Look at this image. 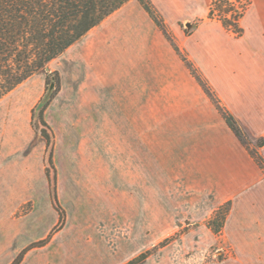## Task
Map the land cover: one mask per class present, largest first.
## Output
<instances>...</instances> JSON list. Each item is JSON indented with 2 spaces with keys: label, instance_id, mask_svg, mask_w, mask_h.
<instances>
[{
  "label": "rangeland",
  "instance_id": "obj_1",
  "mask_svg": "<svg viewBox=\"0 0 264 264\" xmlns=\"http://www.w3.org/2000/svg\"><path fill=\"white\" fill-rule=\"evenodd\" d=\"M117 11L108 52L87 33L0 99V264H264V168L259 198L186 177L191 143L227 162L235 136L174 36L135 0Z\"/></svg>",
  "mask_w": 264,
  "mask_h": 264
},
{
  "label": "crops",
  "instance_id": "obj_2",
  "mask_svg": "<svg viewBox=\"0 0 264 264\" xmlns=\"http://www.w3.org/2000/svg\"><path fill=\"white\" fill-rule=\"evenodd\" d=\"M149 1L166 30L174 36L180 52L193 63L220 104L250 138L263 137L264 0H251L250 7L240 20L243 31L240 36L225 30L216 20H205L192 30L185 31L189 29L188 22L207 15L208 3L211 0ZM113 15L87 34L95 33L88 42L97 41L96 46L102 45L100 50L104 51L103 54L108 52V34L111 30L108 26L101 25L113 18ZM151 28L159 42V61H177L175 52L160 36L159 30ZM109 53L114 57L112 59H118L116 50H109ZM165 55L167 59L164 58ZM220 120L221 125H225L221 117ZM233 142L236 158L228 159L227 162L222 159V151L216 148V140L207 139L191 143L186 177L200 179L198 184L210 191L234 194L243 192L245 195L251 193L259 198L257 195L262 196V190L260 187L257 189V183L260 182L261 170L235 137ZM258 153L264 160V146L258 149ZM231 200L232 196H228L222 202Z\"/></svg>",
  "mask_w": 264,
  "mask_h": 264
},
{
  "label": "trees",
  "instance_id": "obj_3",
  "mask_svg": "<svg viewBox=\"0 0 264 264\" xmlns=\"http://www.w3.org/2000/svg\"><path fill=\"white\" fill-rule=\"evenodd\" d=\"M130 1L0 0V99ZM135 1L161 30L166 31L149 0ZM234 1L211 0L206 18L220 22L225 30L240 36L243 32L240 20L244 12L236 7ZM193 76L214 102L227 128L258 168H264V160L256 150L249 148L247 134L235 118L220 104L207 82L199 74ZM255 146L257 149L264 146V136L256 140ZM222 227L223 222L217 225L216 230Z\"/></svg>",
  "mask_w": 264,
  "mask_h": 264
},
{
  "label": "built area",
  "instance_id": "obj_4",
  "mask_svg": "<svg viewBox=\"0 0 264 264\" xmlns=\"http://www.w3.org/2000/svg\"><path fill=\"white\" fill-rule=\"evenodd\" d=\"M234 3H235V5H236V7H238V9H239L240 11H243V12L246 11V9H247V3H246L245 1H242V0H235Z\"/></svg>",
  "mask_w": 264,
  "mask_h": 264
}]
</instances>
